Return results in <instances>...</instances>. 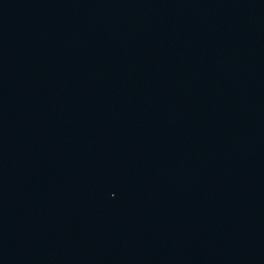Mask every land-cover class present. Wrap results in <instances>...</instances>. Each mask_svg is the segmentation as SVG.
<instances>
[{
  "label": "water",
  "instance_id": "95a60500",
  "mask_svg": "<svg viewBox=\"0 0 264 264\" xmlns=\"http://www.w3.org/2000/svg\"><path fill=\"white\" fill-rule=\"evenodd\" d=\"M0 264H264V0H0Z\"/></svg>",
  "mask_w": 264,
  "mask_h": 264
}]
</instances>
